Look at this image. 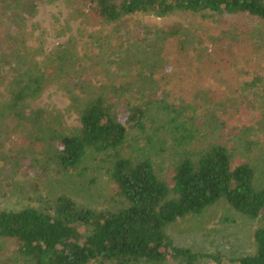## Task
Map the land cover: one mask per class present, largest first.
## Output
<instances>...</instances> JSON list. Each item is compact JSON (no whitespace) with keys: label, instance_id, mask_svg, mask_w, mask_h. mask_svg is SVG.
<instances>
[{"label":"trees","instance_id":"obj_1","mask_svg":"<svg viewBox=\"0 0 264 264\" xmlns=\"http://www.w3.org/2000/svg\"><path fill=\"white\" fill-rule=\"evenodd\" d=\"M83 1L93 18L117 29L125 17L136 13L166 16L174 11L217 22L234 18L239 23L237 31L233 27L223 31L225 54L214 58L203 52L200 38L178 25L154 32L146 28L137 43L122 51L123 60H114L124 68L121 82L100 84L98 89L88 82L82 59H75L73 52L66 57L70 51L66 47L58 49L53 63L73 62L75 73L80 72L76 87L86 95L78 110L79 126L69 133L55 128L44 110L26 105L41 94L45 77L41 68L27 53L16 51L13 42L0 45L4 91L0 97H9L0 101V117L26 137H21L25 146L6 152L5 127L11 125L0 122L4 168L29 164L37 169L36 180L42 181L69 172L82 176L88 161L97 162L107 166L115 188L105 209L64 193L41 199L36 206L0 209V239L14 245L7 263L200 264L206 256L177 245L172 228L181 218L202 215L224 203L242 217L261 222L253 233L254 250L231 261L264 264V176L253 163L252 141L257 140L250 139L258 132L264 139V92L256 91L264 79L257 71L264 65V0ZM38 2L0 0V18L12 26L23 14L35 12ZM168 40L175 41L174 56L167 49ZM169 60L171 72L164 74ZM221 61L240 66L237 76H246L231 95L211 86L190 88L200 80L194 77L200 65ZM174 88L179 89L178 96ZM162 90L168 92L166 97ZM252 105L260 112L256 124L225 134L235 129L233 121L243 115L244 106ZM163 155L172 168L168 181L158 169ZM210 257L221 262L220 257Z\"/></svg>","mask_w":264,"mask_h":264},{"label":"rangeland","instance_id":"obj_2","mask_svg":"<svg viewBox=\"0 0 264 264\" xmlns=\"http://www.w3.org/2000/svg\"><path fill=\"white\" fill-rule=\"evenodd\" d=\"M38 1L35 12L25 13L21 16L22 19H16L17 22L14 24L17 25L19 22L20 26L14 24L10 26L8 19L0 18V41L3 42L0 45L4 48L13 42L16 51L27 53L28 57L36 63L35 65L41 68L45 75L42 80L41 94L34 100L28 101L26 105L33 109L44 110L47 119L55 128L68 133L79 126L78 110L85 101L86 95L76 87L80 72L75 73L76 67L73 62L68 61L58 66V62L53 63L58 49L66 47L70 50L66 57H71L73 52L75 59L81 58L80 65L87 69L88 82L94 89H98L100 84L121 82L124 68L114 60L119 62L123 60L122 51L128 44L137 43L146 33L144 32L146 28L154 32L168 30L169 27L178 25L181 29L190 31L200 38L203 42V52L210 58H214L216 54L220 57L225 54L223 31L232 27L235 29L239 23L234 18L217 22L191 12L174 11L166 16L136 13L125 17L122 25L117 29L115 24L104 23L93 18L83 0ZM6 28L11 33L9 40H6ZM166 43L167 49L174 56L175 41L168 40ZM88 54L93 58H89ZM167 62L164 74L171 72V60ZM221 62L216 65H200V72L194 75L200 80L192 82L194 85L190 88L211 86L225 95H231L234 86H237L246 76H237L235 69L240 72V66L237 68L229 65V67L228 64ZM257 71L264 77V65L261 68L258 67ZM3 78L6 79V74ZM260 86L261 88L256 91L261 94L264 92L261 90L264 89V79ZM174 90V95L178 96L179 89L174 88ZM0 93H4L3 87H0ZM162 94L166 97L168 92L162 90ZM252 98H258V96ZM8 99L7 96L0 97V101ZM254 106L252 105L250 109L244 106L243 115L233 121L236 124L235 129L227 130L225 134L238 133V126L243 124H256V118L260 117V112ZM0 122L11 125L10 129L5 127L8 133L6 132L4 138L3 150L8 152L25 146L26 142L21 137L25 139L26 137L22 131L19 134L20 131L12 129L13 123L7 118L2 120L0 117ZM254 126L251 127L255 129ZM18 129L21 130V128ZM219 133L221 137H224L222 131ZM256 136L252 135L250 138L251 141L257 140V143L252 141L255 142L252 144L253 163L258 164L262 172L260 174L264 176V139L262 133L258 132ZM169 160L163 155L158 162L159 174L167 181L172 175ZM87 164L88 170L82 176L69 172L64 175H50L45 180L39 181L36 180L37 169L29 164L18 169L13 167L6 169L0 160V209L36 206L41 199L54 198L63 193L87 206L98 209L109 208L108 201L115 188L107 166L91 161ZM260 223L259 220L242 217L224 203H218L208 208L202 215H189L179 219L174 224L171 234L177 245L188 247L206 256L201 259L200 264H235L231 259L254 250L253 233ZM13 251V243L0 239V264H8L6 258H9ZM213 255L220 257L221 262L210 257Z\"/></svg>","mask_w":264,"mask_h":264}]
</instances>
